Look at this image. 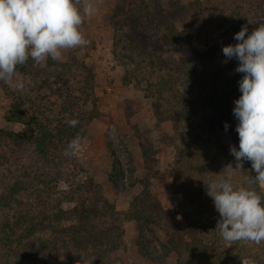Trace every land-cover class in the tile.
<instances>
[{"label": "trees", "instance_id": "obj_1", "mask_svg": "<svg viewBox=\"0 0 264 264\" xmlns=\"http://www.w3.org/2000/svg\"><path fill=\"white\" fill-rule=\"evenodd\" d=\"M110 23L114 56L127 64L125 80L132 82L136 78L139 83L147 80L151 84L150 78L157 74L161 89H165L153 95L158 102L154 104L158 121H171L182 134L180 125L196 114L200 130L207 135L224 134L233 141L239 138L235 131L239 121L233 115V108L241 95L238 81L243 73L235 72L237 60L223 63L226 57L222 45H235L237 41L233 37L242 27H247L250 34L264 23V0H170L168 8L161 0H117ZM200 48L205 50L201 52ZM191 52L198 58L185 56ZM27 63L29 70H36L31 58ZM75 66L48 58L32 74L41 73L47 78L55 74L61 95L77 78L79 67L75 70ZM144 67H149L150 72L140 78L138 73ZM86 80L93 84V78ZM182 86L196 91L197 97L186 101L179 89ZM165 96V102L172 103L170 112L161 110L159 98ZM92 103L94 109L90 112L84 109L87 103L66 102L58 112L53 108L57 107L55 103L46 109L28 97L16 98L12 103L6 121L22 124L29 132L20 136L1 129L0 152L2 147L25 141L48 172L43 180L39 179L36 204L30 207L21 204L15 209L12 202L7 203L13 211L0 227V264H78L81 257L94 258L93 264H103L125 247V221L163 230L167 237L165 255L173 256L172 264H241L245 258L264 264V242L226 243L216 227L204 222L198 211L191 208V197L187 194L184 203L166 209L157 194L146 186L129 208L121 212L104 197L93 179L70 185L68 190L58 189L63 176L69 181L68 172L76 175L71 156L63 153L76 136L82 138V143L86 138L87 125L97 117L95 100ZM70 119L78 124L70 127L65 123ZM142 151L145 165L150 169L149 152L145 146ZM209 155L210 152L205 153L206 158ZM118 174L115 163L111 178ZM131 185L134 186V180ZM246 187L264 196V190L257 185L247 183ZM164 260L154 259L156 264H164Z\"/></svg>", "mask_w": 264, "mask_h": 264}, {"label": "rangeland", "instance_id": "obj_2", "mask_svg": "<svg viewBox=\"0 0 264 264\" xmlns=\"http://www.w3.org/2000/svg\"><path fill=\"white\" fill-rule=\"evenodd\" d=\"M169 1L161 0L165 8H168ZM116 2L93 0L97 11L90 19L85 18L82 29L89 44L65 52L59 60L60 63L78 65L75 70L79 67L76 70L77 78L70 81L69 90L61 91L63 97L58 93L60 85L55 82V74L49 78L41 73L32 74L46 62L43 65L34 64L36 70H29L28 63L18 66L15 79L23 83L21 90H13L0 82V130L5 129L20 136L28 134L24 125L5 119L12 103L19 97H28L36 104L45 105L46 109H51L55 103L57 107L53 108L56 112L66 102L74 105L87 103L84 109L90 112L94 109L92 102L95 100L97 117L87 125V136L81 150L71 155L76 175L71 176V171L68 172L69 181L63 176L58 189L68 190L70 185L76 186L93 179L95 185L102 189L104 197L121 212L129 208L134 197L146 186L157 194L166 209L184 203L187 194L191 197V208L198 211L204 222L216 227L220 216L206 193L205 184L222 177L230 180L234 187L246 186L251 173H256L250 161L244 162L241 169H236L230 146L239 150V138L233 141L224 134L207 135L198 126V115H192L188 122L180 125L182 134L175 130L171 121H158L154 108L157 101L153 95L165 89H161L157 74L150 78L151 84L147 80L139 83L134 74L131 75L134 80L128 82L125 80L128 78L127 64L114 56V32L110 18ZM203 49L200 48V51ZM185 56L198 58L193 52ZM148 72L149 67H144L138 75L140 78L148 76ZM88 77L94 79L93 84L88 83ZM93 86L94 89L91 88ZM179 89L185 94L186 101L197 97L196 91L184 86ZM166 99V96L161 100L159 98V103L163 105L161 110L171 107L172 103L165 102ZM142 146L146 147L152 159L150 169L145 165ZM207 152H210L209 158L205 156ZM115 163L119 167V174L111 178ZM229 165L234 171L227 168ZM47 172L33 148L25 141L2 147L0 227L13 211L6 206L7 203L12 202L15 209L21 204L28 207L36 204L39 179L43 180ZM133 180L134 186L131 185ZM179 223L184 225L181 218ZM123 227L125 247L110 255L103 264H156V258H164V264L174 262L173 256L165 255L167 237L159 227L140 225L134 221H125Z\"/></svg>", "mask_w": 264, "mask_h": 264}, {"label": "clouds", "instance_id": "obj_3", "mask_svg": "<svg viewBox=\"0 0 264 264\" xmlns=\"http://www.w3.org/2000/svg\"><path fill=\"white\" fill-rule=\"evenodd\" d=\"M97 11L93 0H0V82L13 90L24 85L16 81L18 66L31 58L35 65H43L48 58L59 61L65 52L89 44L82 31L85 18ZM235 45L222 48L227 63L235 59L239 99L234 101L233 115L239 121L235 131L239 137V150L230 146L236 169L251 162L255 178L248 177L249 185L264 190V23L250 34L242 27L233 37ZM70 127L78 121L66 120ZM225 130L228 124H225ZM82 138H73L64 150L71 156L81 150ZM228 169H232L229 165ZM234 171V170H233ZM219 213L216 230L228 244L246 241L259 245L264 242V196L246 187H234L230 180L220 178L205 184ZM94 258L81 257L78 264H93ZM241 264H257L245 258Z\"/></svg>", "mask_w": 264, "mask_h": 264}]
</instances>
